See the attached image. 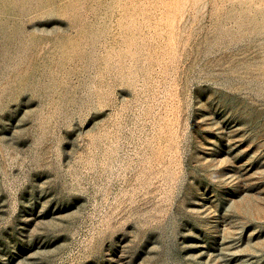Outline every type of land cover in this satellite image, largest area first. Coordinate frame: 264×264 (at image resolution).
<instances>
[{
    "label": "rangeland",
    "instance_id": "rangeland-1",
    "mask_svg": "<svg viewBox=\"0 0 264 264\" xmlns=\"http://www.w3.org/2000/svg\"><path fill=\"white\" fill-rule=\"evenodd\" d=\"M0 264H264V0H0Z\"/></svg>",
    "mask_w": 264,
    "mask_h": 264
}]
</instances>
